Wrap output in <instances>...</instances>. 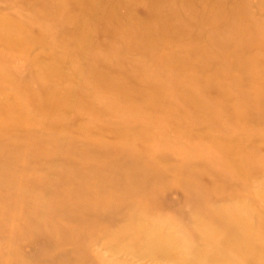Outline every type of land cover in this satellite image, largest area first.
<instances>
[{"label": "rangeland", "instance_id": "1", "mask_svg": "<svg viewBox=\"0 0 264 264\" xmlns=\"http://www.w3.org/2000/svg\"><path fill=\"white\" fill-rule=\"evenodd\" d=\"M0 264H264V0H0Z\"/></svg>", "mask_w": 264, "mask_h": 264}]
</instances>
